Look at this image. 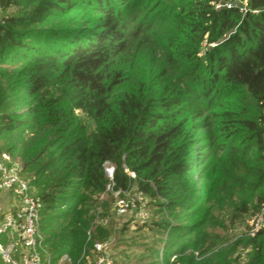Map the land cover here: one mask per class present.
<instances>
[{
	"label": "trees",
	"instance_id": "1",
	"mask_svg": "<svg viewBox=\"0 0 264 264\" xmlns=\"http://www.w3.org/2000/svg\"><path fill=\"white\" fill-rule=\"evenodd\" d=\"M222 2L0 0V152L15 162L8 134L48 131L44 148L25 152L20 172L42 199L40 230L51 264H70L59 263L64 254L71 264L78 258L87 264L92 244L103 242L101 227L111 225L94 222L108 217L114 201L110 192L99 195L107 184L126 193L132 182L149 212L135 229L151 239L131 263L194 264L184 252L208 250L215 223L204 214L184 222L203 207L189 127L193 117L206 119L221 95H237L229 104L243 105L221 114L242 134L220 163L229 223L255 215L264 203V0H246L259 11L245 14L238 6L215 7ZM75 7L92 18L54 24L69 20ZM134 44L137 55L128 62L123 57ZM148 48L158 56L156 69L148 61L134 64ZM122 81L135 85L115 92ZM184 93L195 101L185 103ZM76 110L92 121L91 131ZM249 241L246 264H264V226Z\"/></svg>",
	"mask_w": 264,
	"mask_h": 264
},
{
	"label": "rangeland",
	"instance_id": "2",
	"mask_svg": "<svg viewBox=\"0 0 264 264\" xmlns=\"http://www.w3.org/2000/svg\"><path fill=\"white\" fill-rule=\"evenodd\" d=\"M70 14L71 17L69 20L65 22L54 21V24L80 25L81 22H84L85 18L91 19L93 16L90 11L77 7L73 8L70 11ZM134 49H136V44L131 47L127 57H123L126 58L128 62L132 61V58H135V55H137ZM205 49L206 47L202 44L201 50L198 53V56L201 59L204 57ZM152 50L153 48H148L145 51H142L141 57L138 59L139 65H137L136 61V63H134L135 66H140L142 61H148L146 63L151 68H158V56L153 57ZM183 64L185 65L186 62L183 61ZM175 74L182 76L180 70H177ZM177 78L178 77H176L174 73L171 74L172 82L180 83L181 85V79L178 80ZM133 85L135 84L122 81L116 88L115 92L120 93L122 91H127ZM13 92L15 91H12L9 94H12ZM183 96L185 103L189 104L195 101L191 93H184ZM236 98L237 95L231 97L221 95V97L215 101V107L207 114V118L202 120L201 117H193L191 120V123L193 124L189 127V133L192 134L194 138L191 147L192 154H194L193 160H196L194 168L195 174L193 178L196 181V194L202 197L203 207L201 213H199L197 217L186 219L184 222L190 223L191 220H196L204 214L206 220H212V222L215 223V226L208 229L215 235L213 244L208 250L202 254L189 249L184 252L183 256H187L191 253L194 264H246V260L251 252L249 238L255 236V233L264 226L263 220L257 224L256 230L252 231L254 222L253 217L251 218V216L245 218L243 221L229 223L228 201L219 193L223 189V182L227 180L223 175L220 163H222L225 158L226 150L233 144L240 142L242 138L241 133H233L237 130V125L221 116L224 110L232 109L239 111L243 105L236 104L234 105L236 107H234L229 104V102L235 104ZM220 102H223L222 105H218ZM22 110L24 109H18L17 112L19 113ZM75 112L76 118L80 120L81 124L85 127V130L91 131L93 129L92 121L86 118V116L81 114L78 110ZM20 133L21 132H17L7 135L11 137V145L14 146V150H12L11 154L14 156L16 159L15 162L18 163L19 166L23 163L25 152L30 151V154L36 153L38 150L44 148L46 143L45 140L48 138L47 130L45 133L42 132V134H45V138L42 139H40L42 136L41 133L37 135L26 133L24 136H22L23 133H21V136H19ZM51 149L52 146L47 149V152ZM252 156H254V152H252ZM252 164L254 165L255 163ZM134 189L135 187L132 182L127 193H124L123 197L125 199L130 198L133 195ZM105 196L106 194L104 197ZM263 205L264 203L260 205L259 210ZM107 212V218L111 221V225L101 228H103L104 231L102 234L103 241L111 242L108 252L117 258V264H132L131 262L138 260L140 255L143 254L144 249L142 250L141 248L145 246L146 242H149L151 237L148 239L137 235V233L146 235L147 232L144 230L136 231L135 228H137L138 224L142 221L136 217L133 210H128L125 214L118 215L115 213L114 205L112 204ZM124 226L127 227L124 228ZM95 228V225H93L92 229ZM126 255H129V258L124 262L122 256ZM174 257L175 256L173 255L171 256V261ZM82 259L83 258L76 259L75 263L83 264ZM159 260H161L160 257Z\"/></svg>",
	"mask_w": 264,
	"mask_h": 264
},
{
	"label": "built area",
	"instance_id": "3",
	"mask_svg": "<svg viewBox=\"0 0 264 264\" xmlns=\"http://www.w3.org/2000/svg\"><path fill=\"white\" fill-rule=\"evenodd\" d=\"M238 6L242 14L246 12L257 13L259 9L247 6L246 0H223L215 4V7ZM1 18V10H0ZM264 139V133H263ZM105 174L112 178L113 166L110 163L104 165ZM133 176V173H130ZM0 191L8 192L12 205L9 209H3L0 203L2 217L0 219V259L5 264H51V256L44 246L43 235L40 230V214L43 209L41 197L34 193L29 181L20 172L18 163L11 159L9 153L0 152ZM110 192L113 195L115 213L125 214L133 210L140 221L148 218V200L138 190L134 189L133 195L125 199L120 189H112L107 184L105 190L99 195L100 200ZM127 193V192H126ZM98 208L97 212H99ZM253 217V230L257 224L264 220V205ZM95 223L106 225L108 218L96 216ZM8 235L6 240L1 239ZM109 241H96L92 244L93 257L88 259L87 264H117V258L108 252ZM163 244L159 248L161 253ZM171 260V259H170ZM70 263V258L64 254L59 263ZM77 264V263H75Z\"/></svg>",
	"mask_w": 264,
	"mask_h": 264
},
{
	"label": "crops",
	"instance_id": "4",
	"mask_svg": "<svg viewBox=\"0 0 264 264\" xmlns=\"http://www.w3.org/2000/svg\"><path fill=\"white\" fill-rule=\"evenodd\" d=\"M0 203L3 209H9L11 207L12 202H11V197L8 192L0 191ZM1 217H2V212L0 211V219ZM8 238L9 236L5 235L1 239L6 240ZM0 264H5V263H3L2 260L0 259Z\"/></svg>",
	"mask_w": 264,
	"mask_h": 264
}]
</instances>
